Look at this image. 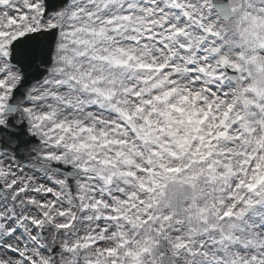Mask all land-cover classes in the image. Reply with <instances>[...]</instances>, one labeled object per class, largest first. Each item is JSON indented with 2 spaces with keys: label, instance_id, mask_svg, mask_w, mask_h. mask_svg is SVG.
<instances>
[{
  "label": "snow or ice",
  "instance_id": "snow-or-ice-1",
  "mask_svg": "<svg viewBox=\"0 0 264 264\" xmlns=\"http://www.w3.org/2000/svg\"><path fill=\"white\" fill-rule=\"evenodd\" d=\"M0 264H264V0H0Z\"/></svg>",
  "mask_w": 264,
  "mask_h": 264
}]
</instances>
